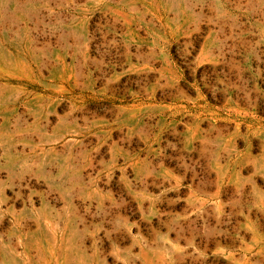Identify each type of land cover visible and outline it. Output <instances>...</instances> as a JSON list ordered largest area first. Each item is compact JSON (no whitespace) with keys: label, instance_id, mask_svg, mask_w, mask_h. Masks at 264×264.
<instances>
[{"label":"crops","instance_id":"1","mask_svg":"<svg viewBox=\"0 0 264 264\" xmlns=\"http://www.w3.org/2000/svg\"><path fill=\"white\" fill-rule=\"evenodd\" d=\"M224 21L172 26L195 39L226 32ZM138 26L41 62L52 86L29 77L0 93L2 221L80 240L86 230L95 252L123 264H264L252 252L264 229L259 130L242 120V86L221 73L229 47Z\"/></svg>","mask_w":264,"mask_h":264},{"label":"rangeland","instance_id":"2","mask_svg":"<svg viewBox=\"0 0 264 264\" xmlns=\"http://www.w3.org/2000/svg\"><path fill=\"white\" fill-rule=\"evenodd\" d=\"M205 13L225 20L226 32L177 37L182 30L172 26L174 17L188 24ZM141 23L156 32L163 27L168 36L176 32L180 46L229 47L230 60L221 73L242 86V120L250 130H259L264 176V0H0V93L11 97L19 88L27 89L29 77L52 86L41 62L63 60L69 43L75 49L103 47L122 34L136 35ZM51 70L63 73L57 65ZM0 219V264H123L95 252L86 230L80 240L79 231L2 221L1 213ZM253 232L252 252L263 254L264 229Z\"/></svg>","mask_w":264,"mask_h":264}]
</instances>
